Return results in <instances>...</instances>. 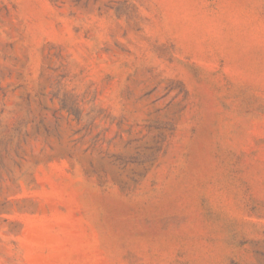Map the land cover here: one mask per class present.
I'll list each match as a JSON object with an SVG mask.
<instances>
[{
    "label": "rangeland",
    "instance_id": "1",
    "mask_svg": "<svg viewBox=\"0 0 264 264\" xmlns=\"http://www.w3.org/2000/svg\"><path fill=\"white\" fill-rule=\"evenodd\" d=\"M0 264H264V0H0Z\"/></svg>",
    "mask_w": 264,
    "mask_h": 264
}]
</instances>
